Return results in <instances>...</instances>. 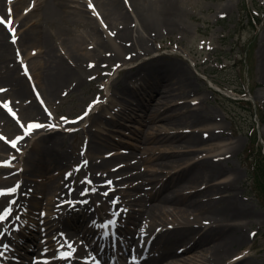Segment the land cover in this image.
<instances>
[{
	"label": "bare ground",
	"instance_id": "bare-ground-1",
	"mask_svg": "<svg viewBox=\"0 0 264 264\" xmlns=\"http://www.w3.org/2000/svg\"><path fill=\"white\" fill-rule=\"evenodd\" d=\"M13 1L12 28L18 26L15 35L0 22V100L14 115L0 104V130L6 128V137L14 143L9 146L0 139V156L19 159L15 151L25 147L26 139L39 132L49 133H41L33 142L22 164H0V211L5 210L0 218V230L4 231L0 249L4 240L18 246L8 245L10 250L2 258L15 264L13 260L18 258L9 253L23 254L25 263L33 264L30 254L36 251L41 264H66L63 254L69 249L70 264H91V252L82 240L89 232L90 241L94 240L91 245L105 242L103 258H108L107 262L116 258L115 264H128L126 253L134 259L131 264H178L180 260L223 264L237 245L246 243V225L254 218L259 220V215L238 198L236 178L228 175L232 170L228 162L236 146L233 141L221 142L224 124L203 104L206 96L196 97L201 89L198 77L175 55L167 61L157 56L143 58L152 52L149 36L182 30V14L175 0H78L89 12L83 5L69 8L72 0H31L25 9L31 7V11L20 18L16 12L28 0ZM9 4L0 0V17L6 14ZM73 15L84 19L85 33L75 34L68 29ZM21 57L30 65L29 80L19 64ZM259 58V74L264 82V44ZM139 59L138 64L120 69V74H124L123 90L136 88L142 101L102 91L85 108V115L75 120L49 115L48 105L61 106L74 93H81L95 72ZM34 91L40 93L46 106ZM102 100L105 103L95 109ZM107 107L117 110V115L106 114L103 109ZM87 118L88 124L81 125ZM126 119L144 124L146 128L138 129L139 133L146 132L142 141L158 142L168 153V158L157 162L158 168L136 169L141 160L152 161V155L146 154L155 146H144L135 160H128L130 153L104 156L105 147L110 145L106 135H101L104 131L96 126L108 122L118 125ZM77 124L81 126L75 127L74 133L82 135L85 147L69 153L65 148L68 135L63 130ZM164 126L177 131L159 134ZM205 151L214 153L205 155ZM83 159L88 162L81 164ZM74 164H80L79 170L94 188L78 201L73 197L82 195V181L70 189L72 178L64 170ZM18 168L37 180L34 193L27 192L24 184L14 191L6 190V184L17 178ZM151 173L155 176H147ZM23 206L30 207V211L43 207L42 225L65 233L41 241L34 233L30 236L32 243L25 247L27 226L20 236L19 232L11 233L14 213ZM102 212L120 216L116 242L110 225L106 234L87 221L93 214L100 217ZM35 219L24 225L35 228ZM57 240L55 246L53 241ZM122 243L126 246L124 254ZM120 245L122 252L117 248ZM20 248L30 253H22ZM236 261L234 264H256L242 255Z\"/></svg>",
	"mask_w": 264,
	"mask_h": 264
},
{
	"label": "rangeland",
	"instance_id": "rangeland-1",
	"mask_svg": "<svg viewBox=\"0 0 264 264\" xmlns=\"http://www.w3.org/2000/svg\"><path fill=\"white\" fill-rule=\"evenodd\" d=\"M5 1L10 3L5 7L6 14H4V16L6 18L4 19L7 21L10 18L12 19L15 17V15H11L14 13V8L16 6L12 3L14 2L13 0ZM30 1L31 0H28L21 6L20 11L16 12V15H20L19 18L25 17L29 14V11H31V7L25 11L28 7L27 4H30ZM175 2L182 14V30L174 32L159 31L154 36H149V44L152 47V52L150 54H145L143 58L157 56L161 60L167 61L171 59L170 56L175 55V58L178 60H184L186 62V66L189 67L191 72L198 77L201 89L196 93V97L206 96L203 104L206 105L214 113V115L218 116L219 120L224 124L225 134L223 138H220L221 142L228 143L233 141L236 146V149L232 152L228 162L230 169H232L229 170L228 175H233L236 178V186L239 191L238 198H240L251 211L258 213L259 215V220L254 218L253 222L246 225L249 234V238L246 243L237 245L234 248L232 255L228 257L223 264L236 263V258L240 255L247 256L256 264H264V200L259 197L256 190L252 189L251 182L249 180V162L246 155V146L248 143L246 129L250 119H256L259 124L258 136L260 142L264 141V124H260V117L257 116L258 113H255V115L252 116V111L247 109V105L241 106L235 102L228 101L223 97L224 94L227 97L235 99H250L258 105L264 113V82L259 74V50L264 44V0H175ZM244 2L247 4L248 11L256 9V12L253 13L254 15L260 17L258 24L253 26L247 25V14L249 12L245 9H241ZM70 4L69 8L74 10L77 5H83L86 12H89L88 7L87 9L85 8L86 6L84 2L72 0ZM13 23L14 19H12V21H7L5 25H8L9 30H11ZM19 28H21V30L25 29L22 27ZM68 29L75 34H83L85 33L84 31L87 30V27L84 19L73 15V18L68 24ZM139 62L140 59L136 61L132 60L131 62L125 63L121 66L111 64L102 68L100 71L95 72L92 75L93 79L87 81L81 93H74V95L72 97H68L65 102L61 104V106L54 105L53 103L51 106L47 104L50 111L49 115L54 118L61 117L68 120L77 119L85 113V108L92 100L102 95V91L104 93L113 92L118 96L132 98L135 102L142 101L136 88L127 87L123 90L121 80L124 74H120V69L129 67L134 63L138 64ZM19 64L23 69V57L19 59ZM28 67H30V65H28ZM29 71L30 68H27V71L24 70V72L28 75V80L31 79V73ZM215 71L217 73H214ZM241 91H244L245 93H242ZM35 92L36 91H34V94L38 97L39 93ZM120 99L122 98L120 97ZM39 101L42 105L46 106V101H44V99L40 98ZM105 101L102 100V102H100L95 109L100 108ZM0 104L5 106L1 100ZM134 105L136 106L135 103ZM103 110L106 114L113 116L117 115V110L112 107H107ZM162 110L164 111L165 108ZM10 112L14 115L13 110H10ZM122 121L123 122L118 125H114L112 123L109 124L108 122L103 124L102 127L96 126L97 129L104 131L101 135L103 138L106 135L108 140L107 143L110 145L109 147H105L104 156L118 153L124 156L125 154L130 153L132 154V157L128 160H135L134 157L144 149V146H148L149 148L155 146V148L151 149L149 154H146L147 157L152 155V161L143 162V160H141L136 169L158 168L159 165L157 162L168 158V153H164L163 147L160 146V143L158 142L155 143L149 141L146 143L142 141L143 135H145L146 132L143 131V133H139L138 129L144 127L146 128L144 124L142 125V123H139L138 120L131 119ZM88 122L89 118H87L81 125H86ZM157 122L162 123L164 121ZM81 125L77 124L68 126L63 130V132L68 135L65 148L69 153L74 152L78 149V147H85V144L81 141L83 138L82 135L74 133V128ZM6 131V128L4 130H0V139L5 141V143L10 146L12 141L11 138L6 137ZM173 131H177L176 128H168L167 126H164L161 128L159 134H171ZM41 133L49 132H39L34 137L26 139L25 147L19 148V150L15 151V155H20L21 158L8 160V158L0 156V163H11L16 165L22 164V159L26 158L33 142L40 137ZM210 147L211 146H208V148ZM162 153L166 155L161 157L157 156ZM213 153L214 152H203L205 155ZM86 161L88 160L83 159L81 164H84ZM79 165L80 164H74L73 168H70L69 170H67L69 167L64 169L66 171L65 175L72 178V186H70V189H72L73 185L82 181V195L75 196L76 199H74V201L80 199L79 197H83V194L87 193L89 190L94 189L92 187V181L79 170ZM17 170L19 172L17 178L14 181L7 183L6 189L15 190L16 187L24 184L27 192L34 193L37 186V180L35 177L29 176L26 173L24 174V172L19 168ZM57 176L61 177L62 174ZM147 176L154 177L155 174L151 173ZM107 183L109 184V182ZM123 207L129 208L126 206ZM43 209V207H39L34 211H30L31 209L28 206L19 207L16 216L14 217V223L12 222L11 225V233L14 235H17L16 233L18 232V235L22 234L21 232H23L22 229L24 226V219L29 220V222H26L30 225V221L37 218L35 219V228H28V225H25L27 228L24 232L26 233V237L28 236V239L25 237L23 240L25 239V247L27 248L28 244L32 243L30 236L34 233L37 234L36 238L40 241L48 237L52 238L54 236H62V234H64L63 230H53V228H46L47 226L42 225L44 221ZM80 210L81 209H77V211ZM97 218H104L107 224L111 222L115 225L120 224V218L118 215H105V213L102 212L100 217L93 214L89 217V219H87L89 224L95 223L94 227L97 226V229H100V226L103 225L101 219H99L101 220L100 222H97ZM114 234H116L117 237V235H119L118 230L115 231ZM88 236L89 232L86 236L82 237V240L84 241L83 244L86 250L92 252L90 256L92 257L93 262L91 264H105L102 259L94 253L97 249H99L100 252L105 250V244H102L101 246L99 244L95 248H91L92 245L91 243H88V240H90L92 236ZM116 237L114 240L115 242ZM6 245L18 248L17 244H12L9 241H4V246ZM121 245L124 252L121 250ZM121 245L118 246V249L122 252V254H124L126 247L125 243H122ZM21 251L22 253L29 252L28 250L24 251L23 249H21ZM10 255L19 257V260H22H14L16 264H25L23 261H26V258L23 254ZM30 255L33 257L31 259L33 264H41L37 261L40 257H36L38 255L36 251L31 252ZM126 255L128 264H131L134 260L133 257H131L128 253H126ZM105 260L108 261V258ZM159 264H167V262L163 263V261H161ZM178 264L189 263L180 260Z\"/></svg>",
	"mask_w": 264,
	"mask_h": 264
},
{
	"label": "trees",
	"instance_id": "trees-1",
	"mask_svg": "<svg viewBox=\"0 0 264 264\" xmlns=\"http://www.w3.org/2000/svg\"><path fill=\"white\" fill-rule=\"evenodd\" d=\"M246 6L243 8L245 9ZM249 23L253 25L254 19L248 18ZM241 105H248V109L254 111V104L251 101L244 99L231 100ZM259 110V117L262 124H264V113ZM248 145L246 147L247 159L250 167L249 180L251 181L252 189L256 190L259 197L264 200V154L262 152V145L258 141V130L255 121H250L247 127Z\"/></svg>",
	"mask_w": 264,
	"mask_h": 264
}]
</instances>
